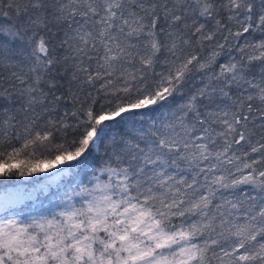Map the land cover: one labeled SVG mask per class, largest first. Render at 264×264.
Here are the masks:
<instances>
[{
	"label": "snow or ice",
	"instance_id": "6c2138e0",
	"mask_svg": "<svg viewBox=\"0 0 264 264\" xmlns=\"http://www.w3.org/2000/svg\"><path fill=\"white\" fill-rule=\"evenodd\" d=\"M0 264H264V0H0Z\"/></svg>",
	"mask_w": 264,
	"mask_h": 264
}]
</instances>
